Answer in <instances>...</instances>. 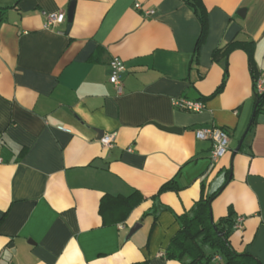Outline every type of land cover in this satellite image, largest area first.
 <instances>
[{
  "label": "crops",
  "instance_id": "1",
  "mask_svg": "<svg viewBox=\"0 0 264 264\" xmlns=\"http://www.w3.org/2000/svg\"><path fill=\"white\" fill-rule=\"evenodd\" d=\"M203 5L197 51L201 24L185 0H0V264H181L165 257L179 217L212 196L214 223L235 222L233 250L264 264V104L257 112L247 53L227 50L254 44L264 86V0ZM53 14L65 22L46 29ZM180 98L205 109L179 110ZM211 126L230 139L218 163L195 136ZM101 134H115L111 149ZM170 181L178 190L160 194ZM135 194L104 224V197Z\"/></svg>",
  "mask_w": 264,
  "mask_h": 264
},
{
  "label": "trees",
  "instance_id": "2",
  "mask_svg": "<svg viewBox=\"0 0 264 264\" xmlns=\"http://www.w3.org/2000/svg\"><path fill=\"white\" fill-rule=\"evenodd\" d=\"M185 1L195 11L201 24V35L196 48L198 51L200 45L206 38L208 30L207 11L203 5V0ZM237 49L245 51L249 57L253 75L257 112H259L264 104V93L259 94L256 90V84L260 79V75L252 61L254 44L236 43L230 45L227 50L231 52ZM220 53L221 49L217 50L214 54V58L218 57ZM177 190L178 188L175 183L170 181L161 188L159 193ZM141 200L142 197L140 194H135L127 199H116L110 196L104 197L100 204V214L103 217L104 224H108L106 216L111 211L122 209L129 212L136 204H139ZM212 200L213 196L201 198L189 214L179 217L182 228L172 239L165 257L168 260H176L181 264H262L251 254L237 253L233 250L229 237L235 226V222L233 223L230 217L224 218L220 224L211 223V208L209 204ZM214 227L217 228V231ZM216 257L219 258V260H217L218 263H214Z\"/></svg>",
  "mask_w": 264,
  "mask_h": 264
},
{
  "label": "built area",
  "instance_id": "3",
  "mask_svg": "<svg viewBox=\"0 0 264 264\" xmlns=\"http://www.w3.org/2000/svg\"><path fill=\"white\" fill-rule=\"evenodd\" d=\"M138 9L141 6L138 4L136 6ZM153 11L147 12L148 15L153 14ZM65 22L64 14H53L48 17L47 23L45 25L46 29H51L56 25L63 24ZM110 83L115 87L117 93L120 95L123 92V76L126 72L125 63L115 58L110 63ZM256 90L259 94L264 93V86L261 81L258 80L256 84ZM173 106L179 110H186L190 112H201L205 109V104L201 101H194L185 98L176 99L173 101ZM64 130V128H60ZM195 136L198 140L201 141H211L213 143V149L211 154V160L213 163H218L221 159H223L228 151H229V135L228 133L217 126L205 127L198 129L195 132ZM115 142V134L104 135L100 139L101 145L105 149H111ZM2 145L3 140L0 136V163L2 162ZM242 221L239 222V225ZM236 224V228L239 226ZM217 260V259H216ZM219 260V258H218Z\"/></svg>",
  "mask_w": 264,
  "mask_h": 264
},
{
  "label": "water",
  "instance_id": "4",
  "mask_svg": "<svg viewBox=\"0 0 264 264\" xmlns=\"http://www.w3.org/2000/svg\"><path fill=\"white\" fill-rule=\"evenodd\" d=\"M74 10H75V1H72L71 4H70V7H69V10H68V15H67V22H68V29L67 31L69 32L70 29H71V26H72V22H73V16H74ZM252 124V121L250 123V126ZM161 129L167 131V132H171V133H180L181 130L178 129V128H167V127H160ZM250 130V127L248 128L246 134L244 135L243 139L241 140L239 146L235 149V153L239 151L242 143H243V140L244 138L246 137L247 133L249 132ZM104 136V134H101V138ZM210 208H211V205H212V201L210 202ZM210 218H211V223L214 224V219H213V211H212V208L210 209ZM215 230L217 231V228L214 227ZM136 229L134 228L132 232H135Z\"/></svg>",
  "mask_w": 264,
  "mask_h": 264
}]
</instances>
